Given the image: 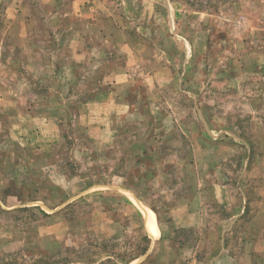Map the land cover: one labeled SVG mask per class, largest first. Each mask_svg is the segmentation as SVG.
<instances>
[{"label": "rangeland", "instance_id": "rangeland-1", "mask_svg": "<svg viewBox=\"0 0 264 264\" xmlns=\"http://www.w3.org/2000/svg\"><path fill=\"white\" fill-rule=\"evenodd\" d=\"M73 1L0 0V264H264V0Z\"/></svg>", "mask_w": 264, "mask_h": 264}, {"label": "crops", "instance_id": "crops-1", "mask_svg": "<svg viewBox=\"0 0 264 264\" xmlns=\"http://www.w3.org/2000/svg\"><path fill=\"white\" fill-rule=\"evenodd\" d=\"M84 2L86 1V0H83ZM91 2H95V3H97L98 1L97 0H90ZM131 1L132 0H127L126 1V3H127V6H129V4H131ZM153 1L154 0H149V3H153ZM167 1H168V3H170V4H168L167 5ZM76 2H77V0H74L73 1V3H74V5H76ZM164 5H166L167 6V8H166V10L170 7L169 5H172V7H173V4H175L176 2L175 1H173V0H164ZM169 6V7H168ZM22 9V8H21ZM178 9V8H177ZM176 10V9H175ZM169 11H171V10H169L168 9V14H169V16H171L172 17V12H169ZM177 11V10H176ZM96 13H97V10L94 12H92L91 13V16H94V14L96 15ZM76 14L80 17L81 16V19H80V21H82V22H84L83 21V19H85V17H90V16H86V13L85 12H81V13H79V12H76ZM27 12H25V10L23 9L22 10V12L21 13H19V15H18V17H17V15L15 16V17H13V19H15V21H13V22H15V24L14 25H12L13 26V28L14 29H19V28H21V26L22 25H24L25 24V21H28V20H30V19H28L27 18ZM83 25H85V24H83ZM8 28H9V26H8ZM98 33H100L101 35H102V31H101V28H100V30L98 31ZM111 33V32H110ZM125 33V31L124 30H120V29H117V30H114L113 31V40H114V37L116 38V37H119V36H121L122 34H124ZM85 35H87L86 34V31L83 29V30H81V31H74L73 33H71V38L69 39V40H67V41H65V43H64V45L61 47V48H64L65 47V50L67 49V52H70V54H71V57H72V61L70 62L68 59H64L65 61H62L60 64H61V72L58 74V72H54V73H52L51 75H49L48 76V80L50 81L49 82V84H51V86H52V84L54 83V80H56V81H62V82H64L63 81V79L61 78V77H63V75H64V73L67 75V80L68 79H70L73 75H74V73H75V71H74V68L76 69V66H80V62H81V59H82V56H83V54L85 53V48H86V44H85V41H82V38H83V36H85ZM105 35V37H107V36H109L110 34H103V36ZM30 53L33 55L34 54V48H31V50H30ZM37 59V58H36ZM47 67L48 66H50V65H46ZM63 70H65V72L63 71ZM69 70H71L70 72H69ZM68 73H69V75H68ZM60 74H62V75H60ZM73 79H74V76L72 77ZM45 81V77H43L42 79H41V81ZM68 83V82H67ZM46 100H51L50 101V103H53L55 100H57L58 98H60L61 100H63V102H66L67 101V98H68V96L64 93H61V94H59V93H57V94H55V92H53V93H48L46 96ZM80 103V102H79ZM81 105H84V112H85V101H83V102H81ZM79 106H80V104H79ZM52 107H54V106H52ZM116 107V106H115ZM46 108H49V107H46ZM81 111H82V108L80 109ZM139 205H142L143 206V210H141V211H145L146 212V214H147V210L152 214V216H154V218H155V221H156V231H155V234H153L152 236L153 237H156L157 235H158V231H160V229H159V222H158V224H157V220H156V217H155V213H154V211L152 210V209H150V208H147L144 204H141L140 202H139ZM141 209V208H140ZM144 214V213H143ZM145 216V215H144ZM143 216V217H144ZM147 216H148V214H147ZM145 221H146V225H147V220H146V217H145ZM147 229H148V226H147ZM148 232H149V230H148ZM151 235V234H150Z\"/></svg>", "mask_w": 264, "mask_h": 264}, {"label": "bare ground", "instance_id": "bare-ground-1", "mask_svg": "<svg viewBox=\"0 0 264 264\" xmlns=\"http://www.w3.org/2000/svg\"><path fill=\"white\" fill-rule=\"evenodd\" d=\"M147 214H148V228L152 231L153 234H155V231H156V221H155V218L154 216H152V214L147 210ZM156 235V234H155Z\"/></svg>", "mask_w": 264, "mask_h": 264}, {"label": "trees", "instance_id": "trees-1", "mask_svg": "<svg viewBox=\"0 0 264 264\" xmlns=\"http://www.w3.org/2000/svg\"><path fill=\"white\" fill-rule=\"evenodd\" d=\"M19 209H26V210H27L28 208H19ZM3 211H5V210H3ZM43 213L46 214V212H43ZM146 251H147V247L144 248L143 250H141V251L139 252V254H140V255H143V254L146 253ZM62 261H63L62 264H65V263L68 262L67 259H63ZM111 262H114V261H112V260L109 258V259H107L106 262H103V263H101V264H106V263H109V264H110ZM7 264H11V263H7ZM49 264H56V263H55V262H51V263H49Z\"/></svg>", "mask_w": 264, "mask_h": 264}]
</instances>
